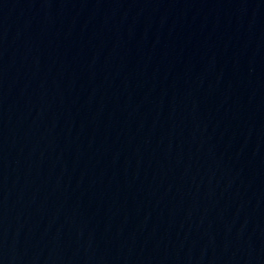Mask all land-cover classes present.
<instances>
[{
    "label": "water",
    "instance_id": "1",
    "mask_svg": "<svg viewBox=\"0 0 264 264\" xmlns=\"http://www.w3.org/2000/svg\"><path fill=\"white\" fill-rule=\"evenodd\" d=\"M0 264H264V0H0Z\"/></svg>",
    "mask_w": 264,
    "mask_h": 264
}]
</instances>
